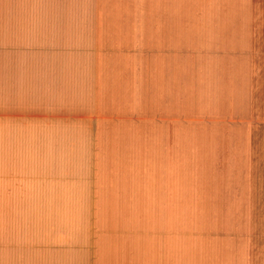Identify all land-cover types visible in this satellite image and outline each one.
Wrapping results in <instances>:
<instances>
[{
	"label": "crops",
	"instance_id": "crops-1",
	"mask_svg": "<svg viewBox=\"0 0 264 264\" xmlns=\"http://www.w3.org/2000/svg\"><path fill=\"white\" fill-rule=\"evenodd\" d=\"M0 264H264V0H0Z\"/></svg>",
	"mask_w": 264,
	"mask_h": 264
}]
</instances>
